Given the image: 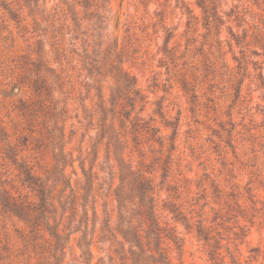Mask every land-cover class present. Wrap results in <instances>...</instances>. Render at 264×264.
<instances>
[{"label": "rangeland", "instance_id": "obj_1", "mask_svg": "<svg viewBox=\"0 0 264 264\" xmlns=\"http://www.w3.org/2000/svg\"><path fill=\"white\" fill-rule=\"evenodd\" d=\"M206 4L0 0V126L42 178L53 175L62 145L70 187L52 186L55 213H47L62 234L80 224L83 169L91 174L88 264L132 263L117 226V158L105 139L94 147L102 107L115 111L126 163L152 180L171 264H264V0ZM6 147L0 140V264H52L48 232L5 207L38 201ZM133 194L123 222L143 234ZM79 235L66 243L63 264H86Z\"/></svg>", "mask_w": 264, "mask_h": 264}, {"label": "trees", "instance_id": "obj_2", "mask_svg": "<svg viewBox=\"0 0 264 264\" xmlns=\"http://www.w3.org/2000/svg\"><path fill=\"white\" fill-rule=\"evenodd\" d=\"M197 3L204 10L206 9V0H197ZM9 14L12 18L17 16L15 10L9 8ZM124 79V83L122 82L123 87L126 86L129 79L126 72L119 70V79ZM127 81V82H126ZM121 86H117V91L121 90ZM112 104H116L114 95L111 98ZM130 113H127L125 116L127 117ZM115 111L114 109L101 108V113L99 116V132L96 135V140L94 143V147L97 143H100L102 140H106L107 148L111 147L113 153L115 154L119 167V175H120V185H118L115 189V199L117 202L118 212L117 216L120 219L117 222L119 233L125 239L128 248L129 258L131 259V264H151V263H162V264H171L170 260L164 255V250L160 247L161 239H162V228L159 226L157 217L154 212V196H153V184L152 180L145 176L143 173H139L136 170H133L131 165L126 163L122 156L124 142L123 139L120 138L119 133L114 125L115 120ZM8 139V135L5 132L4 128L0 126V140L5 141L7 144L6 154L10 161H12L17 168L20 170V173L23 175V182L26 183L31 189L35 191V195L38 198L37 202H25L21 200L19 203L17 201H12L9 203L5 202V207L7 210L12 212L14 215L19 217L21 220L27 221L30 224L32 230L45 229L49 235L48 246L49 255L53 258L52 264H63L62 263V255L64 253V247L66 243L69 241L71 234L74 232L80 231V235L77 241V245L81 250V256L83 257L86 264H88L89 259L91 257L90 243L91 236L93 232V227L96 223L97 213L94 208L92 211V228L87 230V221L89 220L88 208L86 207L87 196L89 195V191L91 189V174L86 172L83 169V173L86 178V184L84 193L81 195V215L79 218V225L74 229H69L64 234L59 230L60 221L56 220L53 217V222H50V216L47 215L48 212H53V210H49L48 207L52 206L51 201V190L52 186L57 182L61 181L63 183L62 191L66 187H70L69 182L65 178L64 174V162L65 154L62 145H60V149L54 153L55 157V166H53V171L51 176H46L42 178L39 174H36L31 165L25 162V160H18L16 157V153L14 151V147L10 146L6 140ZM93 147V149H94ZM53 178V184L48 183V180ZM127 182L130 185V188L127 190L125 188L124 182ZM139 198V206L143 207L142 215L145 217V222H147V226L143 230V234L139 231L136 225H134L130 219L127 220V223L123 222L125 215L121 211V208L125 206V199H129L131 195L134 194ZM73 202V201H68ZM62 212L66 209L65 203L62 202L60 204ZM126 207V206H125ZM52 208V207H51ZM126 214V213H125ZM141 226V224H140ZM88 234L91 236L87 238ZM173 235V234H171ZM175 242L177 239L175 235L171 237ZM153 242V245H152ZM153 251L157 253V256H154Z\"/></svg>", "mask_w": 264, "mask_h": 264}, {"label": "water", "instance_id": "obj_3", "mask_svg": "<svg viewBox=\"0 0 264 264\" xmlns=\"http://www.w3.org/2000/svg\"><path fill=\"white\" fill-rule=\"evenodd\" d=\"M118 24H119V17L117 16V17L115 18V30H117V28H118Z\"/></svg>", "mask_w": 264, "mask_h": 264}]
</instances>
